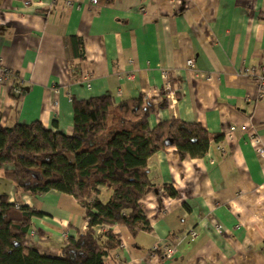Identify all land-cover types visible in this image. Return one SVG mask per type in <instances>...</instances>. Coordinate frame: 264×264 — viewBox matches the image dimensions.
<instances>
[{"label": "crops", "instance_id": "1", "mask_svg": "<svg viewBox=\"0 0 264 264\" xmlns=\"http://www.w3.org/2000/svg\"><path fill=\"white\" fill-rule=\"evenodd\" d=\"M27 1L0 0V69L16 75L0 84L4 127L39 121L72 135L74 101L143 97L156 107L150 129L176 119L224 136L201 159H181L174 146L149 159L156 190L141 200L148 228L133 236L114 226L121 246L105 264H264V97L242 72L264 63V0ZM73 37L84 42V60ZM167 78L175 88L161 109ZM166 185L179 196H166ZM5 193L42 213L27 238L41 254L59 256L69 236L87 229L70 195L19 193L0 174ZM110 195L103 189L100 199ZM169 240L177 244L171 258Z\"/></svg>", "mask_w": 264, "mask_h": 264}, {"label": "trees", "instance_id": "2", "mask_svg": "<svg viewBox=\"0 0 264 264\" xmlns=\"http://www.w3.org/2000/svg\"><path fill=\"white\" fill-rule=\"evenodd\" d=\"M69 43L74 56L84 60L83 40L73 37ZM168 80L174 90L173 80ZM164 92L161 109L168 108L166 88ZM73 109L72 135L54 132L39 121L4 127L0 112L3 179L19 193L58 191L74 197L88 223L86 230L68 237L59 256H47L27 245L32 222L42 213L1 194L0 264H105L121 246L114 226L127 228L133 236L148 228L141 200L156 190L149 178V159L169 146L176 147L181 159H201L212 142L224 140L200 124L176 119L150 129L147 119L156 107L143 97L117 104L113 97L101 96L74 101ZM103 189L111 192L106 202L100 199ZM164 193L179 196L171 185Z\"/></svg>", "mask_w": 264, "mask_h": 264}, {"label": "built area", "instance_id": "3", "mask_svg": "<svg viewBox=\"0 0 264 264\" xmlns=\"http://www.w3.org/2000/svg\"><path fill=\"white\" fill-rule=\"evenodd\" d=\"M48 4L50 6H54L56 5L60 0H47ZM32 1H27L25 3V5H31ZM92 5H97L98 4V0H92L91 2ZM2 63V62H1ZM188 66L189 68L195 70L196 69V64L194 60H190L188 62ZM243 74H245L246 76H248L249 78H251L257 85L260 91V97H264V63L260 64L258 66H253L250 68H244L242 70ZM202 78H208L206 75L204 74H200ZM16 75L13 74V72H11L10 70H8L5 67H2L0 69V84H4L7 80L14 78ZM167 77V76H166ZM166 89L167 91H174L171 89V85L169 83V80L167 78V84H166ZM13 93L15 94V96L17 97H22L23 96V90L21 87H14L13 88ZM259 152L262 156H264V148H260ZM193 238L196 237V233L193 232L192 234ZM158 250V247L155 246L152 248L151 252H154ZM163 251L166 255V257L171 258L175 255L176 251H177V244L174 243V241L169 240L168 244H166L163 248Z\"/></svg>", "mask_w": 264, "mask_h": 264}, {"label": "rangeland", "instance_id": "4", "mask_svg": "<svg viewBox=\"0 0 264 264\" xmlns=\"http://www.w3.org/2000/svg\"><path fill=\"white\" fill-rule=\"evenodd\" d=\"M32 235H34V233H32Z\"/></svg>", "mask_w": 264, "mask_h": 264}]
</instances>
